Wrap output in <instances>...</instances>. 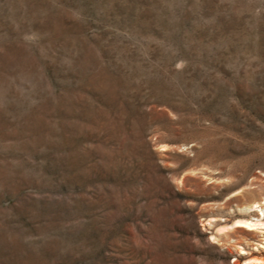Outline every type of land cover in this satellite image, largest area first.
Wrapping results in <instances>:
<instances>
[{"label": "rangeland", "instance_id": "obj_1", "mask_svg": "<svg viewBox=\"0 0 264 264\" xmlns=\"http://www.w3.org/2000/svg\"><path fill=\"white\" fill-rule=\"evenodd\" d=\"M254 202L264 0H0V264H264Z\"/></svg>", "mask_w": 264, "mask_h": 264}, {"label": "bare ground", "instance_id": "obj_2", "mask_svg": "<svg viewBox=\"0 0 264 264\" xmlns=\"http://www.w3.org/2000/svg\"><path fill=\"white\" fill-rule=\"evenodd\" d=\"M263 204L254 202L251 205L253 208H258L259 210V214L256 215V217H253L251 219L237 220L235 223L238 225H241L246 230L264 229V205ZM262 246L264 247V244H262Z\"/></svg>", "mask_w": 264, "mask_h": 264}]
</instances>
